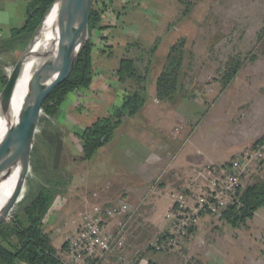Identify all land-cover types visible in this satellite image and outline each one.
<instances>
[{"label":"rangeland","instance_id":"rangeland-1","mask_svg":"<svg viewBox=\"0 0 264 264\" xmlns=\"http://www.w3.org/2000/svg\"><path fill=\"white\" fill-rule=\"evenodd\" d=\"M106 1H109L108 12L114 15L110 27H119L122 32L130 35L128 37L139 36L145 42L144 45L139 40L119 38L120 42L130 41L127 46H130L144 74L149 70L150 65L154 70L152 74L160 67H164L167 46L176 41H184L183 73L180 77L181 81L179 80L183 83L184 89L176 92L171 99L161 102L160 106L165 108V113L159 118L162 121L155 123L156 126L161 130L166 129L169 133L179 123V118L175 119L171 115V110H180L183 117L186 116L191 120L187 121L188 127L183 130V135L185 136L190 128L192 130L197 126L192 139L197 141L201 149L207 148L205 140L209 139L208 134L212 130L217 131L211 139L213 142L211 151L217 159L222 158V154H234L238 150L245 149L242 154L234 158L236 160L260 146L257 142L246 148L248 145L243 146L235 141L240 139L241 126L251 112L250 105L252 107L259 104L264 109V0H242L252 4L247 10L251 12L248 15L238 13L239 10L235 5L240 0H188L187 3L183 0ZM17 2L14 13L22 14L23 10L26 12V9L22 8V0ZM7 30L9 32V29ZM8 32L6 38L12 34L11 30ZM109 34V31L105 32V38L108 39ZM179 35L181 37H178ZM173 36L178 37L176 41ZM163 38L164 43L161 46L163 48L158 52L159 47H157L155 51L158 54L155 52L152 55L151 48L155 46L154 43H160ZM99 44L105 49L110 42L109 39L102 38ZM0 50V63L8 79L22 51L8 49L6 46L1 47ZM233 57L237 58L241 65L231 83L223 88L222 76L227 69V63ZM149 82L150 84L155 82L153 76L149 78L147 85ZM124 86L120 90L122 97L125 93ZM73 93H69L67 97H78L76 114L67 116L66 112H62L50 117L43 111L40 113L32 148L31 168L18 203L13 208L14 211L27 204L53 172L56 173L58 180L66 183L59 187L52 214L44 225L45 232L50 234L59 255L63 254L66 238L76 226L73 220L79 221V212L83 206L105 203L107 199H111L110 201L117 199L114 192H112L114 196L110 195L109 188H101L99 172L101 170H104V173L117 172L122 168L118 164L103 165L100 154L107 148L98 149L90 159H82L80 134L98 118L106 116L108 111L105 110H110V106H104L108 100L103 95L97 93L90 95L82 90L85 97L82 95L81 98L79 97L81 92ZM150 99L154 100V97ZM138 124L141 125V122ZM58 137L63 139V150L60 162L54 168V147ZM261 151L262 156L252 160L245 171L244 189L255 180L264 181V147ZM231 164L233 163L226 162L222 166ZM207 166L206 181L212 183L209 184L210 189L212 192L221 191L225 188V177L219 179L221 176L219 167L212 164ZM150 193H145L138 200L141 201L142 206L133 221L131 227L133 236L128 239L125 250V254L129 257L136 256L137 250H140L142 254L140 259L144 263H147L150 257L154 259V255L167 256L163 252L152 251L147 246L158 233L157 225L152 223L156 209L151 198L154 194L150 195ZM132 194L125 196L130 202L135 198ZM208 218L210 222L203 223L210 224L207 228L226 222L222 216H204L199 219L197 227ZM222 226V230H217L219 232L215 230L209 236L211 240L215 237L220 243H227L223 247L225 259L234 258L231 264H264V207L258 210L257 217L245 225L234 228L226 222ZM184 249H179L180 253L172 254L181 255L183 260L189 259L187 253L186 255L182 253Z\"/></svg>","mask_w":264,"mask_h":264},{"label":"crops","instance_id":"crops-1","mask_svg":"<svg viewBox=\"0 0 264 264\" xmlns=\"http://www.w3.org/2000/svg\"><path fill=\"white\" fill-rule=\"evenodd\" d=\"M27 1L22 0V8L26 9ZM17 5V0H0V40L6 38L7 29L10 32L14 28L21 27L25 21L24 10L22 14L14 13ZM251 5L249 2L240 0L235 6L238 8L239 14L248 15L251 12H247V10ZM108 11L104 14V23L110 27L112 25L111 22L114 20V15ZM3 13H6L7 16ZM108 27L101 32H96V48L94 50L95 74L91 86L88 89H84L90 95L97 93L100 96L107 97L108 101L104 104V106H110V110H105L108 111L107 115L113 107H120L123 103L120 90H122L121 88L124 84L116 74L120 60L124 56L134 57L129 48L130 46H127L130 41H119L120 37L127 38L130 35L122 32L119 27ZM107 31L110 32L108 39L111 45L108 44L107 48L104 49L99 42H101L102 36H105L104 34ZM178 37L181 36L179 35ZM178 37L173 36L174 41ZM128 38L139 40L140 43L145 45V42L139 36ZM163 43L164 38L160 43H154L159 47L158 52L163 48L161 47ZM170 45L167 46V49ZM155 52L158 54L157 51ZM162 69L163 66L152 74L154 70H152L150 65L148 76L149 78L153 76L155 82L152 84L148 83L149 98L147 97L144 106L137 114L127 116L122 120L116 128L111 142L99 149L104 150L107 148L101 151L102 153L100 154L103 165L111 164V166H114L118 164L122 167L117 172L104 173V170H101L98 174L101 188H109L111 191L110 195H113L112 192H114L116 198L125 197L129 193H133L134 195H132L135 198L131 201L132 203H139L140 201L138 200L141 196H144L145 193L153 192L150 195L154 194L151 198L153 199L156 213L152 217V223L158 227V233L154 238L166 230L165 214L177 194L205 187L211 183H208L209 180L206 181L208 174L206 169L209 167L207 165L212 164L220 167L226 162H231L245 151L244 149L243 151L238 150L234 154H222V158L217 159L211 151L213 147L211 139L216 135L217 131L212 130L208 134L209 139L205 140V147L207 148L205 150L201 149L197 141L192 139L195 129L197 131V126L192 130L190 128L189 132L184 136L183 130L188 127L187 121L191 120L188 117L186 118V116L183 117L182 112L177 109L171 110V115L175 119L179 118V123L169 133L166 132V129L161 130L156 126L155 123L161 122L162 120L159 118L165 113V108L160 106L163 100L156 96V80ZM80 92L82 93V90ZM82 95L85 97L83 93L79 97ZM151 97H154V100H151ZM85 99H87V96ZM85 99L83 101L86 102ZM77 102H79L78 97H67L66 101L63 102L65 104L63 105L62 103L61 105L60 113L66 112L67 116L76 114L75 110L78 109L76 108ZM258 105H252V107L250 105L251 112L241 126L240 139L235 141V143H241L243 146L248 145L246 148L256 143L264 135V109H262L261 105ZM172 116H170L171 119ZM138 122H141V125ZM203 166L204 168H201ZM110 200L107 199L105 202H112ZM263 207L258 208L251 219L257 217L258 210ZM206 221H209V218L204 219L200 226L194 230V236L185 246L184 252H182L184 255L187 253L189 259L183 260L181 255L165 253L167 254L165 257L154 255V259L150 257L148 261L155 264H231L234 258L232 260L224 258L225 250H223V247L227 243L222 244L215 237L211 240L209 236L215 230L216 232L222 230V225H225L226 222L207 228L210 224H203ZM229 255L230 252L228 253ZM191 258L192 260H190Z\"/></svg>","mask_w":264,"mask_h":264},{"label":"trees","instance_id":"trees-1","mask_svg":"<svg viewBox=\"0 0 264 264\" xmlns=\"http://www.w3.org/2000/svg\"><path fill=\"white\" fill-rule=\"evenodd\" d=\"M53 2L54 0H28L23 25L12 29L10 37L0 40V48L6 46L8 49L23 51ZM183 2L187 3L188 0ZM108 8L106 0H93L89 20L90 38L70 76L45 100L42 111L48 116L54 117L60 113L61 105L69 93L88 89L91 86L95 74V35L96 32L108 27L104 23V14ZM102 38L107 39L105 36ZM156 48V45L151 48L152 55ZM183 51V40L169 46L164 67L156 80V96L159 99H171L176 92L184 89L183 83L179 82L183 73ZM240 65L241 62L234 57L227 63V69L222 76L223 88L231 83ZM116 74L125 85L123 103L120 107H113L108 115L98 118L80 134L82 159L92 158L98 149L109 143L124 117L137 114L146 102L149 72L146 71L144 74L136 58L122 57ZM7 80L0 63V91ZM46 121L49 123L48 120ZM257 142L262 145L264 136ZM65 184L62 180H58L56 173L53 172L35 196L27 204L14 210L9 222L6 220L0 225V264H65L54 247L50 234L44 229L46 220L52 214L59 187ZM262 206H264V181L255 180L241 192L240 202L225 209L222 217L233 227H239L253 218L256 210Z\"/></svg>","mask_w":264,"mask_h":264},{"label":"built area","instance_id":"built-area-1","mask_svg":"<svg viewBox=\"0 0 264 264\" xmlns=\"http://www.w3.org/2000/svg\"><path fill=\"white\" fill-rule=\"evenodd\" d=\"M232 160L231 165L219 167V176L224 179L225 188L212 192L210 185L177 194L165 214L166 230L158 235L148 249L164 253H180L179 249L194 236L199 219L204 216H222L225 209L240 202L244 189L243 179L249 163L262 156L261 148ZM209 173H211L209 171ZM247 175V173H246ZM242 189V190H241ZM207 190V191H205ZM199 191H202L199 193ZM142 206L121 196L112 202L83 206L79 221L73 232L67 236L60 255L65 264H155L144 263L140 250L136 256L125 254L127 241L133 236L132 224ZM146 212V209H144Z\"/></svg>","mask_w":264,"mask_h":264},{"label":"water","instance_id":"water-1","mask_svg":"<svg viewBox=\"0 0 264 264\" xmlns=\"http://www.w3.org/2000/svg\"><path fill=\"white\" fill-rule=\"evenodd\" d=\"M93 0H54L45 12L32 37L15 63L9 78L0 91V113L4 114L5 131L0 139V169L8 154L16 150L20 162L17 185L0 212V225L12 214L24 189L31 168L32 148L42 106L54 89L72 73L75 64L90 38L89 20ZM55 11L57 38L43 55L34 87L17 115L9 113L10 96L24 70L27 59L35 52L38 37L49 15ZM63 139L58 137L54 150V168L60 162Z\"/></svg>","mask_w":264,"mask_h":264},{"label":"bare ground","instance_id":"bare-ground-1","mask_svg":"<svg viewBox=\"0 0 264 264\" xmlns=\"http://www.w3.org/2000/svg\"><path fill=\"white\" fill-rule=\"evenodd\" d=\"M56 12L53 11L43 28L42 33L38 37V45L35 52L30 56L25 64L18 82L13 89L9 101V113L17 115L25 99L31 93L40 65L42 64L45 51L51 46L52 42L57 38L58 30L55 26ZM5 131L4 114L0 113V139ZM20 175V162L18 153L14 149L10 151L2 168L0 169V212L11 197Z\"/></svg>","mask_w":264,"mask_h":264}]
</instances>
